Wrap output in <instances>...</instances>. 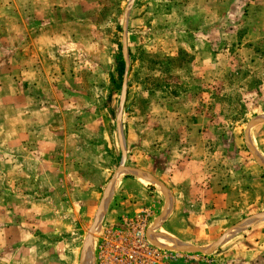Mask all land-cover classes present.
Here are the masks:
<instances>
[{
    "label": "rangeland",
    "instance_id": "obj_1",
    "mask_svg": "<svg viewBox=\"0 0 264 264\" xmlns=\"http://www.w3.org/2000/svg\"><path fill=\"white\" fill-rule=\"evenodd\" d=\"M139 232L264 264V0H0V264Z\"/></svg>",
    "mask_w": 264,
    "mask_h": 264
},
{
    "label": "built area",
    "instance_id": "obj_2",
    "mask_svg": "<svg viewBox=\"0 0 264 264\" xmlns=\"http://www.w3.org/2000/svg\"><path fill=\"white\" fill-rule=\"evenodd\" d=\"M142 235L141 232L137 234L139 241L138 239L136 241V238L135 240H130L127 237H121L120 244L127 245L131 243L132 248H130L131 250L127 249L125 252V249L120 247L119 250L123 252L119 253V256L114 257V264H146V262L149 264H174L176 260L184 255L178 251L150 248L146 242L141 240ZM138 243H140L139 246L137 245ZM142 252H144L143 255ZM108 254L110 255V252ZM104 261L105 259H101L100 264H104Z\"/></svg>",
    "mask_w": 264,
    "mask_h": 264
},
{
    "label": "bare ground",
    "instance_id": "obj_3",
    "mask_svg": "<svg viewBox=\"0 0 264 264\" xmlns=\"http://www.w3.org/2000/svg\"><path fill=\"white\" fill-rule=\"evenodd\" d=\"M162 231V230H161ZM153 233V232H152ZM160 233V237H162V242L165 240L166 243L169 244V246H178L176 245L177 241L175 239H173L172 237L168 236L166 233H162V232H159ZM151 234V233H150ZM155 235V234H154ZM153 235V236H154ZM151 237V235H150ZM156 237V236H155ZM152 238V237H151ZM153 239V238H152ZM159 239V238H158ZM160 239V240H161ZM157 240V239H156ZM176 241V243H174ZM161 242V241H160ZM158 243V242H157ZM165 243V244H166ZM167 245V244H166ZM93 250H92V247H90V249L88 250V252L86 253V256H85V262L84 264H94V255H93Z\"/></svg>",
    "mask_w": 264,
    "mask_h": 264
},
{
    "label": "crops",
    "instance_id": "obj_4",
    "mask_svg": "<svg viewBox=\"0 0 264 264\" xmlns=\"http://www.w3.org/2000/svg\"><path fill=\"white\" fill-rule=\"evenodd\" d=\"M178 242H180L179 240H177ZM184 244V243H183ZM177 245V244H176ZM178 245H179V243H178ZM172 247V249L173 250H175V251H178V252H181V253H184V252H191V250H189V249H193V250H195V248H193L192 246H191V244L189 245V244H184V245H181L180 247H177V246H171ZM202 248H206V246H204V247H201V249ZM186 249V250H185ZM206 250V249H205ZM208 250H211V249H208Z\"/></svg>",
    "mask_w": 264,
    "mask_h": 264
},
{
    "label": "water",
    "instance_id": "obj_5",
    "mask_svg": "<svg viewBox=\"0 0 264 264\" xmlns=\"http://www.w3.org/2000/svg\"><path fill=\"white\" fill-rule=\"evenodd\" d=\"M127 48V44H126V42H125V49ZM129 70H130V64L127 62V64H126V70H125V76H124V87L126 86V83H127V80H128V74H129ZM88 247H87V249L84 251V253H83V260H82V264H84V258H85V256H86V253L88 252V250L90 249V242L88 243ZM186 250V249H185ZM189 250H191V249H189Z\"/></svg>",
    "mask_w": 264,
    "mask_h": 264
},
{
    "label": "trees",
    "instance_id": "obj_6",
    "mask_svg": "<svg viewBox=\"0 0 264 264\" xmlns=\"http://www.w3.org/2000/svg\"><path fill=\"white\" fill-rule=\"evenodd\" d=\"M124 67H125V62L123 60H121L120 63H119V73H120V75H122V73L124 72Z\"/></svg>",
    "mask_w": 264,
    "mask_h": 264
}]
</instances>
